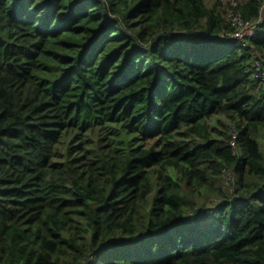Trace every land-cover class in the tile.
<instances>
[{
	"label": "trees",
	"instance_id": "1",
	"mask_svg": "<svg viewBox=\"0 0 264 264\" xmlns=\"http://www.w3.org/2000/svg\"><path fill=\"white\" fill-rule=\"evenodd\" d=\"M219 7L0 0V264H264V24Z\"/></svg>",
	"mask_w": 264,
	"mask_h": 264
},
{
	"label": "built area",
	"instance_id": "2",
	"mask_svg": "<svg viewBox=\"0 0 264 264\" xmlns=\"http://www.w3.org/2000/svg\"><path fill=\"white\" fill-rule=\"evenodd\" d=\"M228 2L230 5H233V7L230 6V12L229 16L231 18L228 20L230 24L235 28L234 31L229 35L228 33H223L222 35H218L222 40H229V39H236L240 42L246 43L250 38H252L255 33H257V29L259 26L264 24V1L261 4L260 7V13L256 20H245L243 19L240 14L236 11V8L240 4V0H229ZM222 3H227L226 0H221ZM200 37L209 39L212 37V34L206 33V32H200ZM256 71L263 72L264 65L260 61H256ZM235 131V130H234ZM233 133V132H232ZM237 137L236 135L233 136L231 143L233 147L236 148L237 146ZM239 150H235V154H238ZM222 180V186L223 189H228L231 187H235L236 184V171L234 169L226 171V173L223 175Z\"/></svg>",
	"mask_w": 264,
	"mask_h": 264
},
{
	"label": "rangeland",
	"instance_id": "3",
	"mask_svg": "<svg viewBox=\"0 0 264 264\" xmlns=\"http://www.w3.org/2000/svg\"><path fill=\"white\" fill-rule=\"evenodd\" d=\"M204 1H205L206 4L210 3V0H204ZM216 1L219 2V6H220L219 9L221 11H223L224 17L229 20L231 18V16H229V12L231 10L230 6L233 7V5H230L228 3V2H230L229 0H226L227 3H222L221 0H216ZM242 1L243 0H240L239 2H242ZM218 119H219L218 116L217 117H213L211 119V126H213V127L218 126V124H217ZM173 172H174L173 175L175 176V178H178L179 177L178 173L176 171H173ZM220 182H221V185H222V180ZM214 188H217V187H214ZM221 189H223V186L221 187ZM201 193H202V195H198V194H197L198 196L196 195L199 206H207V207L211 206V207H213L217 203V201L213 202V200H216V197L220 196V194H218V191H216L214 189H211V188H204V189L201 190Z\"/></svg>",
	"mask_w": 264,
	"mask_h": 264
},
{
	"label": "crops",
	"instance_id": "4",
	"mask_svg": "<svg viewBox=\"0 0 264 264\" xmlns=\"http://www.w3.org/2000/svg\"><path fill=\"white\" fill-rule=\"evenodd\" d=\"M216 0H210V3H207V6L212 7L215 4Z\"/></svg>",
	"mask_w": 264,
	"mask_h": 264
}]
</instances>
